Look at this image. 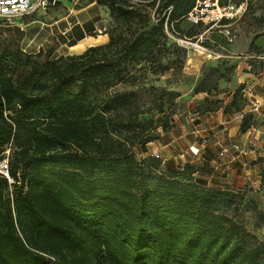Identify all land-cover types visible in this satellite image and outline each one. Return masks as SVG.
I'll return each instance as SVG.
<instances>
[{"label": "trees", "instance_id": "1", "mask_svg": "<svg viewBox=\"0 0 264 264\" xmlns=\"http://www.w3.org/2000/svg\"><path fill=\"white\" fill-rule=\"evenodd\" d=\"M89 1L108 10L105 43L52 57L0 41V264H263L242 193L133 153L154 138L137 89L170 48L184 60L165 30L181 35L195 0Z\"/></svg>", "mask_w": 264, "mask_h": 264}, {"label": "crops", "instance_id": "2", "mask_svg": "<svg viewBox=\"0 0 264 264\" xmlns=\"http://www.w3.org/2000/svg\"><path fill=\"white\" fill-rule=\"evenodd\" d=\"M57 1L66 2V0ZM81 1L83 4L80 7H75L73 4L67 6L69 12L66 18L71 17L72 21L68 32L72 27H80L83 23L88 24V33L99 30L92 22L95 17L89 16L83 19L84 21L81 19L88 14L89 10L100 5L95 1ZM260 10L262 12L257 14L258 18L253 17L256 11L250 13L249 6L244 16L232 25L236 37L231 43L226 41L220 30L214 33L211 29L203 33V38L211 43L210 57L200 56L194 49L186 53L183 63L185 76L197 75L201 65L209 61L228 62L235 73L230 80L220 79L216 89L210 93L194 91L192 86L187 87L181 94V97L185 99L184 107L186 108L176 117L179 124L170 127L169 130L156 133L151 141L141 144L142 158L160 155L163 161L171 164L173 149L177 146L179 149L185 146L187 148L184 149L185 152L192 151L198 154L195 159H200L201 169L208 168V164L216 163V166H220V172H224L223 174L228 175L231 170L234 171L226 187L232 190L244 189L249 180L257 178L258 171L264 170V148L257 141L258 138H264V58H262L264 57V7ZM185 20L179 22L181 28L185 27ZM191 27L202 28L192 24ZM83 32L85 38L87 34ZM199 33L200 31L195 34L190 33L189 37L185 35L183 37L195 38ZM96 36L102 38L95 44H101L107 40V34L100 33ZM253 98L261 100V106L257 112H251L249 108ZM249 114H251L249 127L242 131L240 127L243 118ZM209 133H213L212 140L207 139ZM248 135H251L252 139H249ZM250 143H253V147H246ZM208 150L216 154L215 159H208L206 152ZM169 168L178 167L170 165ZM225 170L230 172L227 173ZM198 171L199 168L196 167V173Z\"/></svg>", "mask_w": 264, "mask_h": 264}, {"label": "rangeland", "instance_id": "3", "mask_svg": "<svg viewBox=\"0 0 264 264\" xmlns=\"http://www.w3.org/2000/svg\"><path fill=\"white\" fill-rule=\"evenodd\" d=\"M66 2L56 0L54 4L46 7L44 10H37L29 15L16 18L11 23H6L0 19V41L16 36L20 37V40H18L20 49L27 53H34L42 48L44 51L52 49V57L59 54H78L84 51L87 46L93 45L101 40L102 37H97L96 35L111 29L113 26L108 10L103 6H95L92 10L88 11L85 17L82 16L81 21H84L83 19L89 16H93L95 18L92 22L96 24L99 30L88 33L89 26L83 23L80 27H72L71 31L68 32L72 21L71 17L66 18L69 12L67 6L73 4L75 7H80L83 2L81 0H76V3H74V0H66ZM247 3V9L250 6V13L256 11L253 17L258 18L259 15L257 14L262 12L260 8L264 7V0H247ZM184 25L185 27L181 28V35L175 34L176 38H182V34L184 33L195 34L199 31L201 32V29H203L191 27L190 22L187 20L184 21ZM212 30H214V33L217 32V28H213ZM83 31L87 34L85 38ZM28 38L32 39L34 43L29 48L24 44V40ZM189 39L191 41L195 40L194 37ZM171 44L182 49L185 55L188 51H193L192 47L174 39L167 41L168 46ZM203 44L208 48L211 46V43H208V40L204 38ZM172 48L169 49L170 52L167 53L168 58L165 59V62L169 61L166 70L160 74L149 73L147 80H145L144 89L134 87V89H137V101L142 104L141 109H143L140 118L147 122L145 124L148 127V130L145 132L147 136H154L158 132L169 130L170 127L179 124L176 117L186 108L184 107L186 105L185 99L181 97V94L187 87L192 86L194 91L197 86L214 90L220 79L230 80L235 73L234 68L228 62L213 63L209 61L201 65L197 75L185 76L183 72L184 60L179 59L177 57L179 54L177 51L173 52ZM195 53L207 57L203 53ZM209 134L207 139L210 138L212 140L214 138L213 133ZM251 137V135H248L249 139H252ZM257 141L264 148V138H258ZM140 144L138 143L133 147V153L137 160L142 159L140 156ZM250 144H247L246 147L252 148L253 143ZM178 147L176 149L174 148L171 152V164L163 161L160 155H152L159 160L160 167L159 170L152 171L151 174L157 175L162 171L165 172V169H168L170 165L182 168L186 164H192L199 168L198 173L195 174V181L198 184L215 188L228 187V180H231L234 171L231 170L230 172V170H225L227 173L228 171L230 173L228 175L226 173L223 174L224 172H220V166H216V163H212L213 165L208 164V168L201 169L200 159H195L198 154L192 151L185 152L184 149H187L185 146H181V149ZM206 152L208 159H215L216 154L214 152L210 150ZM154 184V179L148 180V186H153ZM236 191L243 194L244 202L249 207V210L244 212L241 223L258 241L262 242L264 247V170L261 169V171H258L257 178H252V181L249 180L245 184L244 189Z\"/></svg>", "mask_w": 264, "mask_h": 264}, {"label": "built area", "instance_id": "4", "mask_svg": "<svg viewBox=\"0 0 264 264\" xmlns=\"http://www.w3.org/2000/svg\"><path fill=\"white\" fill-rule=\"evenodd\" d=\"M54 2L49 3L47 0H0V19L6 23H11L16 18L29 15L37 10H44ZM247 6V0H195L192 8L185 15V19L194 26H201L203 28L202 32L196 35L194 41L186 37L176 38L175 34L178 33L173 29L168 30L166 28V35L210 57L212 52L203 44V33L217 28L228 43L233 42L236 36L232 25L244 16ZM170 9V7L167 8L168 12ZM260 106L261 100L253 98L249 108L251 112H257ZM0 176L6 178L9 182L12 181L6 157L0 158Z\"/></svg>", "mask_w": 264, "mask_h": 264}, {"label": "bare ground", "instance_id": "5", "mask_svg": "<svg viewBox=\"0 0 264 264\" xmlns=\"http://www.w3.org/2000/svg\"><path fill=\"white\" fill-rule=\"evenodd\" d=\"M48 39V38H47ZM47 41V40H46ZM24 44H25V46L27 47V48H29V47H31V46H33L34 45V43H33V41H32V39H30V38H28L27 40H24Z\"/></svg>", "mask_w": 264, "mask_h": 264}, {"label": "water", "instance_id": "6", "mask_svg": "<svg viewBox=\"0 0 264 264\" xmlns=\"http://www.w3.org/2000/svg\"><path fill=\"white\" fill-rule=\"evenodd\" d=\"M49 3H53L54 2V0H47ZM60 55V54H59ZM64 55V54H63Z\"/></svg>", "mask_w": 264, "mask_h": 264}]
</instances>
